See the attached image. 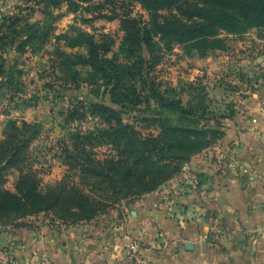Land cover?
Instances as JSON below:
<instances>
[{
	"label": "rangeland",
	"instance_id": "1",
	"mask_svg": "<svg viewBox=\"0 0 264 264\" xmlns=\"http://www.w3.org/2000/svg\"><path fill=\"white\" fill-rule=\"evenodd\" d=\"M198 5L188 0L152 10L137 0H0V36L10 35L0 40V81L4 82L0 86V143L9 134V123L20 126L23 120L36 131L17 155V167L11 165L5 171L2 189L14 192L18 177L27 175L37 181L40 195L60 181L89 190L80 184L77 169L71 170L74 163L64 159L65 150L75 156L76 163L85 158L74 147L76 142L94 160L116 158V148L103 142L113 138H96L109 125H129L145 139L158 136L164 126L203 131L208 147L190 155L188 161L175 162L170 178L154 191L130 196L116 206L158 191L163 201H172L178 189L174 180L184 173L190 159L216 148L227 124L237 116L240 100L264 89V26L241 34L219 31L199 45L176 40L173 33L161 29L168 23L190 25L197 20ZM200 9L215 14L202 5ZM90 46L106 51L103 58L111 62L106 73L85 63ZM3 71L10 72L12 79ZM131 100L136 104L130 105ZM91 104L109 107L114 116L92 113ZM30 131L22 130L17 139ZM80 136L90 139L81 142ZM171 141L177 144L175 139H165L143 147L163 150L159 157L165 158L170 155L166 148ZM220 150L214 160L228 162V152ZM62 214L37 215L60 222ZM10 216L0 224L12 223Z\"/></svg>",
	"mask_w": 264,
	"mask_h": 264
},
{
	"label": "crops",
	"instance_id": "2",
	"mask_svg": "<svg viewBox=\"0 0 264 264\" xmlns=\"http://www.w3.org/2000/svg\"><path fill=\"white\" fill-rule=\"evenodd\" d=\"M237 111L217 147L174 180L172 201L158 191L78 224L40 215L0 224V253L11 264H129L135 241L151 264H264V89ZM220 148L228 162L214 160Z\"/></svg>",
	"mask_w": 264,
	"mask_h": 264
},
{
	"label": "trees",
	"instance_id": "3",
	"mask_svg": "<svg viewBox=\"0 0 264 264\" xmlns=\"http://www.w3.org/2000/svg\"><path fill=\"white\" fill-rule=\"evenodd\" d=\"M88 2L90 0H78ZM145 7L152 10L159 8H169L188 0H137ZM198 2L196 16L190 25H179L168 23L161 27L165 31L174 34L176 40L193 41L199 44L209 42V38L216 36L219 31L230 34H241L252 28L264 26V0L255 5V0H195ZM200 5L214 10L215 14L201 10ZM254 12H258L253 15ZM139 32L136 33L138 35ZM4 35V34H3ZM10 39V35L0 36V40ZM5 40V41H6ZM148 45V42H146ZM105 50L90 46L88 57L85 63L94 67L97 71L106 73L107 67L111 62L103 58ZM8 80L12 79L10 72H2ZM4 85L3 80L0 86ZM128 101V98H125ZM130 105H135L134 100L129 101ZM92 113H99L102 117L114 116V111L109 107L91 104L89 108ZM181 111H185L181 108ZM106 121V120H105ZM31 130L28 135L22 136V130ZM33 126L26 121H21L20 126L9 123L6 139L0 143V223L3 218L17 221L32 217L40 213L54 211L64 213L58 217L62 224H78L94 219L99 214H104L123 200L130 196H140L155 190L157 186L166 182L175 169V162L180 160L188 161V157L195 152H199L210 145L204 138L203 131L188 130L175 126H164L161 133L152 138H141L136 131L129 125L107 126L99 130L96 138L112 137L113 140L103 141L107 145L116 148L118 156L103 161L91 158L84 148L79 147L77 142L74 147L77 151L85 155L79 162H73L72 153L66 151L65 160L75 167L70 166L71 170L77 169L81 179L80 184L89 186V190L70 187L65 182L60 181L56 187L40 195L37 191V181L33 176L20 175L14 186V192L2 189L4 184L5 171L15 165L17 155L21 153L24 145H28L36 136V131H32ZM14 132V134H12ZM12 134V135H11ZM89 134V133H88ZM90 133L88 136H92ZM86 137V136H85ZM84 136L77 137L81 142L90 138ZM206 137V136H205ZM17 139V140H16ZM165 139H175L167 142V150L170 155L159 157L160 149L151 150L143 146L148 143L159 142ZM180 148V150L178 149ZM163 149V148H162ZM76 160V159H74ZM76 176H71L70 179ZM83 180H93L90 182ZM88 183V184H86Z\"/></svg>",
	"mask_w": 264,
	"mask_h": 264
},
{
	"label": "built area",
	"instance_id": "4",
	"mask_svg": "<svg viewBox=\"0 0 264 264\" xmlns=\"http://www.w3.org/2000/svg\"><path fill=\"white\" fill-rule=\"evenodd\" d=\"M143 250V247L135 241L127 245L124 248V255L129 264H151L150 261L144 257ZM0 264H11L8 256L4 253H0Z\"/></svg>",
	"mask_w": 264,
	"mask_h": 264
}]
</instances>
